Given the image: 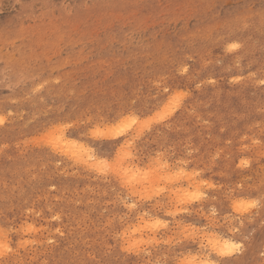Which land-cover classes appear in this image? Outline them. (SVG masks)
<instances>
[{"label": "rangeland", "instance_id": "rangeland-1", "mask_svg": "<svg viewBox=\"0 0 264 264\" xmlns=\"http://www.w3.org/2000/svg\"><path fill=\"white\" fill-rule=\"evenodd\" d=\"M206 258L264 264V0H0V264Z\"/></svg>", "mask_w": 264, "mask_h": 264}, {"label": "bare ground", "instance_id": "bare-ground-1", "mask_svg": "<svg viewBox=\"0 0 264 264\" xmlns=\"http://www.w3.org/2000/svg\"><path fill=\"white\" fill-rule=\"evenodd\" d=\"M122 133V132H121ZM61 134V135H60ZM58 136H56L55 137V135H54V137H53V139L51 140V138H50V140H51V143H52V141H53V149L54 150H58L59 151V153L60 152H63V154L65 153L66 154V156H67V154H71L70 155V157H73V159L75 158H82V156H85V155H83V151H85V150H80V148L81 149H83V146L81 145V147L79 146L78 147V145H80L79 143H77L76 144V142H74V141H71V140H69V139H67V138H65L62 134L63 133H60ZM120 134H119V132L117 131V132H115V133H110L107 137H118ZM76 145H77V147H76ZM85 149V148H84ZM57 151V152H58ZM86 152V151H85ZM87 153V152H86ZM62 154V153H61ZM87 155V154H86ZM69 156V155H68ZM65 157V156H64ZM87 157H88V155H87ZM89 158V160L87 159L86 160V162L84 161V164L85 163H87L88 165L90 164L89 162H87V161H91L90 160V157H88ZM83 159V158H82ZM82 159L81 160H75V161H78V162H80V161H82ZM77 162V163H78ZM82 163H83V161H82ZM94 163H96V162H94ZM93 164V163H92ZM94 165V164H93ZM97 166V165H96ZM106 165H104V167H105ZM94 167V166H93ZM98 167V166H97ZM97 169V168H96ZM99 169V168H98ZM104 170V169H103ZM130 170V169H129ZM133 170V169H132ZM97 171V170H96ZM128 171V170H127ZM129 172V171H128ZM140 173V172H139ZM128 174V173H127ZM127 174H123V175H127ZM135 174H136V176H137V173L135 172ZM129 175L130 176H128L127 175V177H130L131 178V180H130V182H129V180H128V182L129 183H133V181L132 180H134L135 182V184H136V182L138 181H140V180H138L139 179V177H136L135 175H134V172H132L131 174H130V172H129ZM139 175V174H138ZM126 176H124L123 177V179L125 178V179H128ZM146 177V176H145ZM147 178V177H146ZM140 179H143V177L142 178H140ZM125 181H127V180H125ZM132 181V182H131ZM138 182H137V184H138ZM144 182V181H143ZM126 184V183H125ZM128 184V183H127ZM136 184V185H137ZM142 184V183H141ZM128 185H131V184H128ZM131 186H133V184L131 185ZM133 188V187H132ZM180 189V188H179ZM178 189V190H179ZM183 189V188H182ZM186 191H187V189H186ZM185 192V191H184ZM188 192V191H187ZM177 193V192H176ZM196 193V192H195ZM184 194V193H183ZM185 195H187V194H185ZM195 195H197V194H195ZM194 195V196H195ZM154 221V220H153ZM143 222V221H142ZM155 222V221H154ZM146 223V222H145ZM152 224V223H151ZM140 226V225H139ZM142 226V225H141ZM154 226V225H153ZM140 228V227H139ZM145 229V228H144ZM148 229V228H147ZM152 229V228H151ZM217 237V236H216ZM215 239V238H214ZM213 241V240H212ZM223 241V240H222ZM219 242V241H215L214 243H211L213 246L212 247H214V249H216L217 251H216V254L218 253L220 256H222V257H224V256H229L230 254H232L234 251H235V248H234V246H236L235 244H233V243H231L230 241H224V242ZM238 248V247H237ZM237 248H236V250H237ZM231 256V255H230ZM194 264V263H193ZM200 264H212V261H210V259H208V258H206V260H204V261H202Z\"/></svg>", "mask_w": 264, "mask_h": 264}]
</instances>
